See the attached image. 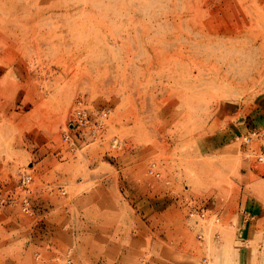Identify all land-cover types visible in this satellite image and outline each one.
<instances>
[{
	"label": "rangeland",
	"instance_id": "obj_1",
	"mask_svg": "<svg viewBox=\"0 0 264 264\" xmlns=\"http://www.w3.org/2000/svg\"><path fill=\"white\" fill-rule=\"evenodd\" d=\"M244 188L264 206V0H0V264H264V226L216 221Z\"/></svg>",
	"mask_w": 264,
	"mask_h": 264
},
{
	"label": "crops",
	"instance_id": "obj_2",
	"mask_svg": "<svg viewBox=\"0 0 264 264\" xmlns=\"http://www.w3.org/2000/svg\"><path fill=\"white\" fill-rule=\"evenodd\" d=\"M225 199H229L231 202L228 203L227 200L224 201ZM262 204L252 189L244 188L239 195L235 193L221 199V203L217 205L216 214L219 217V222L223 221L229 228H235L241 238L245 236L241 240L246 242L251 237V233L247 232L249 227H255V232H258L264 226V206ZM217 238V242H219L221 238L219 236ZM199 239L203 240L204 238ZM241 243L243 242L239 241V244ZM243 250L245 249L243 248ZM237 251L239 258L240 251Z\"/></svg>",
	"mask_w": 264,
	"mask_h": 264
},
{
	"label": "built area",
	"instance_id": "obj_3",
	"mask_svg": "<svg viewBox=\"0 0 264 264\" xmlns=\"http://www.w3.org/2000/svg\"><path fill=\"white\" fill-rule=\"evenodd\" d=\"M109 113H110V109H108V108H104V109L99 110V112L97 114L98 120L96 121V124H95L96 130L103 129L104 121L108 118ZM90 121H91L90 115H89L88 110L86 109L83 101L78 100L76 107L74 109V112H73L72 119L69 122V128L71 130L77 131L79 129H83L85 127H88ZM258 134H260V133L257 130L252 131V133H250L249 135H245L243 137V140L248 143L252 140L253 136L258 135ZM113 147L121 148L122 142L119 141L118 139H114ZM260 160H263V157H260ZM31 180H32L31 174H26L23 178L24 183H28ZM25 210H27V207H25ZM189 215H190L191 219L198 217L201 220H206L208 218L207 212L204 210H193L190 212ZM216 221L217 222L219 221V217H217ZM198 237L202 238V234H199ZM37 257L39 258V255H37Z\"/></svg>",
	"mask_w": 264,
	"mask_h": 264
}]
</instances>
